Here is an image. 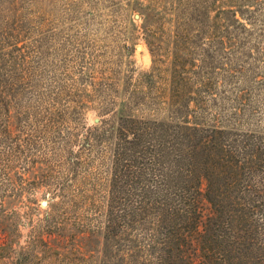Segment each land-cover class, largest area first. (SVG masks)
<instances>
[{
    "label": "trees",
    "instance_id": "obj_1",
    "mask_svg": "<svg viewBox=\"0 0 264 264\" xmlns=\"http://www.w3.org/2000/svg\"><path fill=\"white\" fill-rule=\"evenodd\" d=\"M174 35L184 44L174 46L170 75V56L158 48L146 78L165 117H120L116 128L100 264H264V0H176ZM3 80L0 220L9 228L28 218L32 231L20 252L24 262L54 264L47 257L62 255L50 238L95 231L77 215L78 205L83 210L89 199L80 192L87 173L79 186L75 173L60 182L50 166H61L68 149L49 146L40 157L27 116L14 128L13 114H34L26 94L42 74L18 69ZM62 93L37 98L36 114H47V129L59 117L82 116L88 108L84 98L77 104ZM114 103L99 107L107 111ZM106 124L82 128L72 165L84 169L99 152L109 134ZM27 171L41 179L44 214H21L7 196L23 190ZM8 242L13 239L5 233L1 246Z\"/></svg>",
    "mask_w": 264,
    "mask_h": 264
},
{
    "label": "rangeland",
    "instance_id": "obj_2",
    "mask_svg": "<svg viewBox=\"0 0 264 264\" xmlns=\"http://www.w3.org/2000/svg\"><path fill=\"white\" fill-rule=\"evenodd\" d=\"M175 5L176 0H0V88L4 74L18 69L38 71L43 76L41 83L33 84L31 95L26 94L34 114H13L14 128L23 126L27 116L26 121L36 132L35 139L40 140V157L49 146L55 145L58 151L68 149L67 157L61 153V166H50L49 173L60 182L75 173L79 186L81 175L87 173L80 192L84 191L89 199L83 210L78 205L77 215L95 231H76L73 238L65 233L50 238L52 249L62 255L47 257L54 264L101 262L106 247L104 225L116 128L120 117L166 115L158 105L157 90L147 84L146 78L153 68L154 50L160 48L162 55L170 56L165 65L169 70L165 76H169L174 46L184 44L174 35ZM60 93L66 100H77V104L84 98L88 108L82 116L77 112L59 117L54 128L47 129V114H36L40 111L37 98L44 94L48 101ZM112 101L115 103L107 111L99 107ZM103 122H107L109 134L101 141L99 152L84 169L72 165L83 143L82 128L101 127ZM32 173H24L23 181L27 182L21 192L7 193L14 199L11 206L29 216L44 214L47 204L38 185L41 179L35 180ZM15 180L22 184L20 177ZM75 190L77 193V187ZM204 209L206 214L212 211L206 201ZM31 231L28 218L9 228L0 220V264H46L38 260L26 263L20 254ZM5 233L13 242L3 247ZM194 258L202 262L198 254Z\"/></svg>",
    "mask_w": 264,
    "mask_h": 264
}]
</instances>
